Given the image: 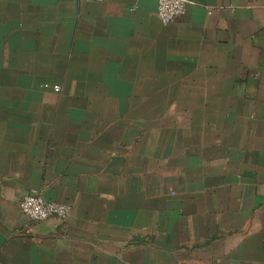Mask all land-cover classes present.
I'll return each instance as SVG.
<instances>
[{"label":"crops","instance_id":"0c3cea01","mask_svg":"<svg viewBox=\"0 0 264 264\" xmlns=\"http://www.w3.org/2000/svg\"><path fill=\"white\" fill-rule=\"evenodd\" d=\"M0 264H264V0H0Z\"/></svg>","mask_w":264,"mask_h":264},{"label":"built area","instance_id":"2783aa9c","mask_svg":"<svg viewBox=\"0 0 264 264\" xmlns=\"http://www.w3.org/2000/svg\"><path fill=\"white\" fill-rule=\"evenodd\" d=\"M191 3L192 0H157V13L160 20L166 24L184 14ZM54 89L59 91L60 86L56 84ZM20 206L22 211L34 220H43L50 216L67 218L73 209V206L68 202L48 200L38 192L26 194L22 198Z\"/></svg>","mask_w":264,"mask_h":264}]
</instances>
